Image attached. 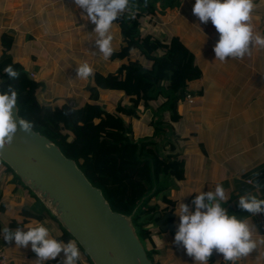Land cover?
<instances>
[{
    "label": "crops",
    "instance_id": "1",
    "mask_svg": "<svg viewBox=\"0 0 264 264\" xmlns=\"http://www.w3.org/2000/svg\"><path fill=\"white\" fill-rule=\"evenodd\" d=\"M133 1L129 0L122 13L126 17L138 14L134 11ZM194 2L156 0L153 9H143L139 16L142 35L165 40L180 36L202 70L199 79L189 82L191 102L186 96L179 103L175 120H170L167 112L161 114L159 111L158 106L164 98H159L158 104L152 101L149 106H139L138 117L125 118L131 123L135 139L153 138L161 156L185 160V176L178 180L177 188L171 194L175 204L159 219H164L162 224L173 223L174 229L163 230L158 223L161 230L154 231L155 261L158 264H196L182 244L174 242L179 222L175 209L181 202L191 207L197 192L214 190L220 183L227 197L224 206L246 219L256 248L235 261H224L223 255L213 250L209 264H264V213H247L238 206L239 196L246 193L264 198V48L257 46L250 56L243 58L216 59L213 45L219 34L210 20L202 23L192 13ZM254 5L251 23L255 32L264 35V0H254ZM79 13L73 0H0V42L3 33L12 36L10 53L13 61L28 75L32 72L35 79L42 81L37 94L51 105L85 103L92 74L95 71L116 72L121 63L99 53L92 32L94 25L83 21ZM110 31L113 51H116L122 42L116 21ZM1 52L0 46V55ZM134 54L139 58L138 53ZM139 61L151 64L148 58H139ZM85 62L93 71L86 78L77 77L76 67ZM115 94L125 102L119 103ZM100 101L111 110H116L119 105H131L127 93L114 90L101 91ZM161 119L162 125H156ZM102 120L103 116H98L95 122ZM33 195L51 214L35 205ZM1 204L4 209L0 211V226L14 230L18 226L42 222L52 236L56 237L61 231L59 222L53 219L54 213L2 159ZM26 210H36L40 217H27L24 215ZM0 249L7 254L9 264H60L63 260L61 252L55 260L38 261L30 245L16 246L14 241L4 240L2 235ZM79 249V264H94L90 256Z\"/></svg>",
    "mask_w": 264,
    "mask_h": 264
},
{
    "label": "trees",
    "instance_id": "2",
    "mask_svg": "<svg viewBox=\"0 0 264 264\" xmlns=\"http://www.w3.org/2000/svg\"><path fill=\"white\" fill-rule=\"evenodd\" d=\"M155 1L134 0L133 8L138 14L134 17L121 14L116 20L122 42L110 58L121 62L118 71H95L88 100L78 105L43 102L37 94L42 81L30 78L22 66L13 61L10 53L12 36L3 33L0 42V78H3L0 90L11 83L18 92L16 107L19 116L31 121L33 130L45 135L64 155L74 159L92 185L101 190L112 210L131 219L152 264H158L155 261L154 231L161 230L158 220L175 204L171 194L177 188L178 180L185 176V160L177 156H161L153 138L135 139L131 123L125 118L138 117L139 106H149L152 101L158 104L159 98H164L158 106L159 111L161 114L167 112L169 119L175 120L179 103L190 91L189 82L202 75L192 50L180 36L165 40L142 35L140 12L153 9ZM154 47L158 49L157 57L150 52ZM134 53H138L139 58L150 59L151 64H141L138 58L133 59ZM8 64H13L19 71L18 78L13 81L2 71ZM103 90L127 93L131 106H118L116 110L104 107L100 101ZM98 116H103L100 123L95 122ZM35 205L47 211L37 197ZM2 209L3 204L0 211ZM24 215L40 217L36 210H26ZM52 216L61 226L56 238L65 242L71 239L82 249L56 215Z\"/></svg>",
    "mask_w": 264,
    "mask_h": 264
},
{
    "label": "clouds",
    "instance_id": "3",
    "mask_svg": "<svg viewBox=\"0 0 264 264\" xmlns=\"http://www.w3.org/2000/svg\"><path fill=\"white\" fill-rule=\"evenodd\" d=\"M80 10V18L92 23L94 43L99 53L108 57L113 52V34L110 31L129 5V0H73ZM254 0H195L192 13L202 23L209 20L219 34L213 45L216 59L227 57L243 58L251 55L252 49L264 48V35L254 31L251 23ZM2 71L12 78H18L19 71L8 64ZM93 71L87 62L76 67L77 77L86 78ZM3 83V78H0ZM18 92L11 83L0 90V149L11 144L19 130L30 132L33 124L19 115H13L17 105ZM225 188L217 183L214 190L199 191L191 201V207L181 202L175 214L179 222L174 233V242L183 246L187 255L198 264H209L213 250L223 255L224 261H235L249 255L256 248L251 229L246 219L230 212ZM239 208L247 213H264V198L246 193L238 199ZM4 240L14 241L16 246L28 247L36 254L38 261L55 260L63 253L60 264H79L80 249L69 239L67 242L50 235V230L42 222L34 225L18 226L14 230L0 226Z\"/></svg>",
    "mask_w": 264,
    "mask_h": 264
},
{
    "label": "water",
    "instance_id": "4",
    "mask_svg": "<svg viewBox=\"0 0 264 264\" xmlns=\"http://www.w3.org/2000/svg\"><path fill=\"white\" fill-rule=\"evenodd\" d=\"M13 115H19L16 106ZM0 159L33 189L94 264H152L131 219L112 210L74 159L45 135L18 128L12 143L0 149ZM163 220L158 221L163 230L174 229Z\"/></svg>",
    "mask_w": 264,
    "mask_h": 264
},
{
    "label": "built area",
    "instance_id": "5",
    "mask_svg": "<svg viewBox=\"0 0 264 264\" xmlns=\"http://www.w3.org/2000/svg\"><path fill=\"white\" fill-rule=\"evenodd\" d=\"M30 78L34 79L36 77V75L32 72L29 73ZM190 95H187V98L189 99V101L191 102V97H189ZM47 204H49L48 201H45ZM0 264H9V258L7 256V254L0 249Z\"/></svg>",
    "mask_w": 264,
    "mask_h": 264
},
{
    "label": "rangeland",
    "instance_id": "6",
    "mask_svg": "<svg viewBox=\"0 0 264 264\" xmlns=\"http://www.w3.org/2000/svg\"><path fill=\"white\" fill-rule=\"evenodd\" d=\"M140 19V18H139ZM158 49L157 48H153V49H151L150 50V52H151V55L152 56H155V57H157L158 56V54L157 55H155V52L157 51ZM158 52V51H157ZM156 52V53H157ZM138 55V54H137ZM136 59V56H135V54L133 55V59ZM138 60H139V58H138ZM140 62V61H139ZM118 71V70H117ZM116 71V72H117ZM116 95V97L118 98V100H119V103H121V102H125L119 95H117V94H115ZM113 98V97H112ZM126 100H127V102H128V98H125ZM130 103H131V101H130ZM123 106H127V105H123ZM123 106H121V107H123ZM131 106V105H130ZM119 107H120V105H119ZM133 118H135V117H133ZM160 118H162V115L160 114ZM158 120V119H157ZM162 119L161 120H159L158 122H156L155 124L156 125H162L161 123H162Z\"/></svg>",
    "mask_w": 264,
    "mask_h": 264
}]
</instances>
